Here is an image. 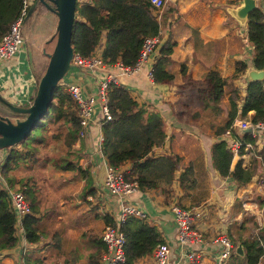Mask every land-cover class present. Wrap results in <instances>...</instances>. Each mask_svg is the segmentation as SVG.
I'll return each instance as SVG.
<instances>
[{"label": "crops", "instance_id": "obj_1", "mask_svg": "<svg viewBox=\"0 0 264 264\" xmlns=\"http://www.w3.org/2000/svg\"><path fill=\"white\" fill-rule=\"evenodd\" d=\"M253 3V10L258 9L264 19V0H253ZM241 4V0H166L159 17L155 18L159 23L157 46L146 62L138 66L136 70L123 73L114 64L96 67L94 70L70 66L59 81V85L63 87L74 84L79 86L85 95L95 96L97 82L108 75L112 76L138 106L149 112H157L161 117L165 137L159 146L152 147L151 155L154 157L176 155L180 158V166L173 173V181L169 185L160 183L157 188L135 190L126 199L128 203L146 215L147 223L157 228L163 243L168 245L172 264H184L183 254L188 249L200 256L201 264H215L220 246L211 244L209 242L211 237L218 234L226 235L233 245L231 251L233 253L238 245L239 237L246 236L241 234L237 226L245 220L246 215L241 207L244 197L242 195L245 189H252L251 181L237 186L228 176H220L211 166L209 158L211 143L221 140V134L215 136L211 126L220 125L226 120L231 88L236 89L238 97L236 103L239 109L246 85L249 81H253L250 73L261 71L253 68L251 63L252 47L247 40V16L238 18L235 14ZM33 10L27 19L31 17ZM38 17L40 12L36 13L33 19L36 20ZM53 31L52 25L49 34L51 35ZM22 36L26 42L27 36ZM48 37L44 39L46 41L41 47L48 42ZM167 42L171 46V51L165 69L172 77L166 82H154L149 72L158 55V49ZM101 48L102 44L93 51V55L96 56ZM37 52H40V55L35 59L34 55ZM43 54L41 48L36 50L33 45L26 46L23 43L14 55L0 61V98L14 106L26 107L30 104L36 88V78L41 75L46 65V62L42 61ZM238 61L245 63L246 68L237 73L228 85L223 87L222 97L217 105V114L210 117L211 113H203L198 93L210 86L209 81L205 79V74L213 71L217 72L221 78H229L234 73L235 63ZM259 80L263 81L264 87V73ZM2 114L11 120L23 117V115L3 111ZM246 115L243 117L251 119L253 112L249 111ZM100 120L101 111L98 101L95 100L83 137L65 150L62 144L50 137V131H48L45 145L37 146L35 150L34 161L19 164L15 169L10 170L6 174L7 180L3 178L5 184L11 188H19L23 185L22 188L30 189L36 204L42 195L53 194L54 199L57 200L59 197L61 200L71 192L76 203L89 201L92 205L102 206L104 212L95 211L93 213L95 219L102 220L101 215L108 214L114 221L122 199L106 194L102 187L106 163L99 149ZM232 130L233 132L230 130V133H236L234 129ZM10 148L22 150L19 143L8 147L7 150ZM188 162L192 163L196 179L192 191L195 195L190 197L182 196L177 181L182 165ZM236 162V159H231L230 168ZM63 164L75 166L77 169H62ZM131 166V162L125 161L118 168L125 173ZM78 170L86 171L87 177H82ZM83 187L93 190L94 194L84 195ZM176 201L188 206L194 214V225L201 239L193 246L181 245L176 240L175 225L169 211V205ZM93 209L96 210V208ZM98 213L100 214L97 215ZM37 216L39 224L41 221L39 212ZM251 218L254 223V218ZM59 219V217L54 218L56 221ZM103 226L102 220L101 230ZM245 226L249 228L248 224ZM252 227L249 228L248 235ZM64 234L63 232L62 241L58 239L57 242L56 237L47 236L42 239L41 236L37 243H28L24 240V235L21 236L19 233L16 235L18 241L15 247L0 254V262L13 264L9 252L17 251L19 248L23 250L25 246L33 244H37L39 251L43 250L46 255V252L50 251L49 245L46 244L52 245L57 242L56 248L59 247V251L50 252L51 255L48 258L44 255L43 260L40 259L43 264H88L86 256L94 250L91 239L88 237L96 234L99 238V232L96 230L82 232L79 235L81 238L79 244L73 247ZM65 243L67 252L72 251L68 253V257L60 250L61 245ZM227 258L221 264H225ZM133 264H153L152 254L137 259ZM259 264H263L262 258Z\"/></svg>", "mask_w": 264, "mask_h": 264}, {"label": "trees", "instance_id": "obj_2", "mask_svg": "<svg viewBox=\"0 0 264 264\" xmlns=\"http://www.w3.org/2000/svg\"><path fill=\"white\" fill-rule=\"evenodd\" d=\"M21 1L0 0V35L6 32L9 24L18 15ZM246 26L247 40L252 47L251 63L253 68L259 70L264 63V19L258 9L247 15ZM158 29L159 23L152 15L147 0H84L81 2L75 0V16L70 41L72 51L76 55L88 57L102 44L100 52L102 64L111 66L119 63L124 67H131L137 60L143 39L157 36ZM170 51L171 46L168 42L158 49V55L150 69V77L154 82H166L171 79L172 75L165 69ZM245 68L246 64L238 61L235 63L234 73L229 78H221L217 72L213 71L205 74V79L209 81L210 86L198 93L203 113H211L210 117L217 114V105L221 100L223 87ZM237 99L236 89L232 87L228 98L226 120L220 125L211 126L215 136H220L229 129L236 116H247L249 111L253 112L252 122L264 120L262 80L248 82L239 109H237ZM105 105L109 119L101 120V142L99 144L105 163L119 167L125 161L131 162L132 166L124 173V177L128 180L132 179L139 191L157 188L160 183L169 185L173 181V173L180 166V158L176 155L156 157L151 155L152 147L159 146L165 137L159 114L146 111L138 106L121 85L113 82L107 86ZM40 123L24 140L19 142L22 147L21 151L14 148L7 150V156L0 167L1 176L5 180H7L6 174L19 164L34 161L35 150L37 146L45 145L48 131H50V137L62 144L65 150H68L79 139L80 126L77 107L63 86L58 84L55 87L53 98ZM230 130L233 132L231 128ZM233 136L252 141L247 134L238 136L234 132ZM256 154L264 165V145L257 150ZM209 158L213 169L220 176L231 178L237 186L250 182L258 171L255 158H251L246 167L237 161L230 168L232 157L222 140L211 143ZM61 168L77 169L68 164H63ZM78 171L82 177H87L86 171ZM177 181L182 196L195 195L192 191L196 179L191 162L182 165ZM22 187L19 189H22L21 191L29 201L30 212L21 219L20 228L28 243H37L42 234L37 227L39 220L37 204L30 189ZM82 193L84 195L94 194L93 190L84 189V187ZM256 197L257 200L260 199V195ZM178 205L185 210L189 209L180 201ZM101 218L104 226L114 223L108 214L101 215ZM245 224L251 228L254 224L252 218L245 216V220L237 226L241 234L246 235L240 236L237 240L242 255L231 253L225 264H259L261 258L264 264V249L256 238L248 235L249 228ZM15 227L16 219L11 203L6 192L0 189V254L17 244ZM118 229L124 239V262L122 264H133L137 259L151 254L157 244L163 243L155 226L132 215L126 216L119 223ZM88 239H91L94 250L87 254L86 260L88 264H96L103 244L96 234L90 235ZM31 257H33L32 254H26L21 258L20 264H43L40 259Z\"/></svg>", "mask_w": 264, "mask_h": 264}, {"label": "built area", "instance_id": "obj_3", "mask_svg": "<svg viewBox=\"0 0 264 264\" xmlns=\"http://www.w3.org/2000/svg\"><path fill=\"white\" fill-rule=\"evenodd\" d=\"M33 1L34 0L21 1L18 15L9 24L6 32L0 35V61L10 58L23 45L24 38L21 34V25L24 22L28 7ZM147 2L150 5L154 17L158 18L160 11L164 8L166 0H147ZM157 43V36L144 38L141 43L137 60L133 66L124 67L119 63H115L114 65L122 70L123 73L136 70L138 66L146 62L149 55L155 50ZM100 52H97L96 56L93 55L92 52L88 57H81L72 52L70 66H76L84 70H94L96 67L105 66L100 60ZM260 70L264 73V63ZM111 82L117 84L113 77L109 75L106 78L99 80L96 85L95 96L85 95L82 89L74 84H67L64 86L68 96L77 107V117L80 126L78 138L83 137L85 134L89 115L95 100L99 103L101 120L109 119L105 103L106 89ZM230 128L234 129L238 136H242L243 134L249 135V138H251L252 141L243 140L241 137L233 136V134L230 133ZM230 128L221 134V140L225 142L232 159L240 161L241 165L245 167L249 164L251 158L257 160L258 171L255 173L251 183L248 182L252 184V189H245L242 195L244 196L242 198L243 203L242 206H240L248 216L254 218V226L250 231V235L256 238L264 249V165L256 154L257 150L264 145V120L252 122L248 117L236 116L232 120ZM246 130L249 131L244 132ZM6 156L7 148L0 149V167ZM0 184V189L7 194L16 219L15 229L17 231L15 234L17 235L20 233L22 236L23 233L20 228V221L24 215L30 212L29 201L19 188L9 189L7 184H5L1 173ZM102 187L106 194L120 198L122 201L119 204L118 214L114 223L103 226L100 235L103 248L98 255L96 264H122L124 262V239L122 233L118 229V225L124 220V218H126V216L132 215L138 219L145 220L146 215L134 205L127 202L126 197L131 195L133 191L137 190L136 184L132 179H125L124 172L118 167L109 166L107 164L104 165ZM252 194L260 195V199L254 202L250 197ZM169 211L173 218L175 236L179 244L193 246L195 242L201 239V235L194 225L195 219L191 209L185 210L181 208L176 201L169 205ZM209 242L220 246L215 264H221L233 250V245L226 235L218 234L217 236H213L209 239ZM151 254L153 264H172L170 250L165 243L157 244ZM183 259L184 264H201L200 256L191 249L184 252ZM20 263L19 260L17 264Z\"/></svg>", "mask_w": 264, "mask_h": 264}, {"label": "water", "instance_id": "obj_4", "mask_svg": "<svg viewBox=\"0 0 264 264\" xmlns=\"http://www.w3.org/2000/svg\"><path fill=\"white\" fill-rule=\"evenodd\" d=\"M241 3L235 11L238 18H244L254 9L253 0H241ZM36 4H41L56 17L54 43L46 54V65L37 80L30 104L26 107L14 106L0 98V103L9 112L23 115L20 119L11 120L8 116L0 114V149H6L24 140L38 126L47 112L55 87L70 67L73 52L70 38L75 16V0H35L30 4L25 19ZM262 75L261 71H253L250 78L259 80ZM234 252L242 255L240 245L235 247Z\"/></svg>", "mask_w": 264, "mask_h": 264}, {"label": "rangeland", "instance_id": "obj_5", "mask_svg": "<svg viewBox=\"0 0 264 264\" xmlns=\"http://www.w3.org/2000/svg\"><path fill=\"white\" fill-rule=\"evenodd\" d=\"M79 1L81 2L84 0H79ZM33 11L34 12L31 15V17L28 18L21 25V34L26 35L28 38L26 42H24V45L26 46L33 45L34 49L40 50L41 48L43 50L44 54L42 61L46 62L47 61L46 54L51 50L52 45L54 43V37H55L54 31L52 32L51 35L49 34V32L52 25L55 27L54 24L56 23V17L52 12L47 10L41 4L38 5L36 4V7ZM38 12H40V17H38L36 20L33 19L34 15ZM46 37H48L49 40L44 46L41 47V45L46 41L44 40ZM39 55L40 52H37L36 55H34V58L36 59ZM37 78L39 79V76H37ZM1 106H3L4 108ZM2 111L10 114H14L12 112H9L5 108V106L0 103L1 115H3ZM7 187L9 189H15V188H11L8 185ZM43 192H45L44 189ZM71 194H72L71 192L67 193V197L61 200L59 199V197L57 200L54 199L53 194H50L49 196L42 195L41 198L38 199L37 211L39 212L41 221L39 222L37 227H38V231L42 232L41 234L42 239H45V237L47 236L49 238L56 237L57 242L58 239L62 241L63 232H64L65 233L64 236H66V239H69L71 247H73L74 245L79 244V240L81 239L79 235L82 234V232L84 231L88 232L89 230H96L99 232V235H101L100 230L102 228V220L99 218L95 219L93 213L95 211L100 213L104 212L102 206L97 204L98 206L97 207L96 205H92L91 202L89 201H80L76 203L73 197L71 196ZM250 197L254 202L257 201V197L255 194H252ZM93 208H96V210ZM100 213H98L97 215H99ZM56 217H59L60 219L58 221L54 220V218ZM67 228L70 229L67 231L66 230ZM16 231L17 230L15 229V233ZM57 242L52 243V245L46 244L49 245V250H50L49 252H46V255L43 250L39 251L37 244H33L32 246H25L23 250L22 248H19L17 251L11 250L9 252L10 257L13 260V264H17L16 263L17 260H21V257L24 253L25 255L32 254L33 257L31 258H38L43 260L44 255L48 258L51 255L50 252L56 253L57 251H59V247L56 248ZM66 245H67L66 243L62 244L60 250H62V253L68 257V253L70 251L67 252L68 250ZM20 250L22 251L18 252ZM70 253H72V251Z\"/></svg>", "mask_w": 264, "mask_h": 264}, {"label": "clouds", "instance_id": "obj_6", "mask_svg": "<svg viewBox=\"0 0 264 264\" xmlns=\"http://www.w3.org/2000/svg\"><path fill=\"white\" fill-rule=\"evenodd\" d=\"M34 1H35V0H34ZM34 1H33V2H34ZM28 8H29V7H28ZM24 20H25V19H24ZM58 84H59V83H58ZM3 180H4V179H3ZM245 215H246V217L248 216L246 213H245ZM248 217H250V216H248ZM234 250H235V248H234Z\"/></svg>", "mask_w": 264, "mask_h": 264}]
</instances>
